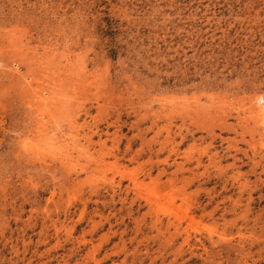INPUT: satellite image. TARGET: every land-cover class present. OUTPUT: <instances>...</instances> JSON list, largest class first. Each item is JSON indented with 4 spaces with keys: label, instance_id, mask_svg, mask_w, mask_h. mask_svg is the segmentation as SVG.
I'll list each match as a JSON object with an SVG mask.
<instances>
[{
    "label": "rangeland",
    "instance_id": "obj_1",
    "mask_svg": "<svg viewBox=\"0 0 264 264\" xmlns=\"http://www.w3.org/2000/svg\"><path fill=\"white\" fill-rule=\"evenodd\" d=\"M0 264H264V0H0Z\"/></svg>",
    "mask_w": 264,
    "mask_h": 264
}]
</instances>
